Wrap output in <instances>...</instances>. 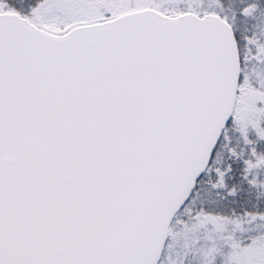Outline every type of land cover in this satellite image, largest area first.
<instances>
[{"label": "snow or ice", "instance_id": "6c2138e0", "mask_svg": "<svg viewBox=\"0 0 264 264\" xmlns=\"http://www.w3.org/2000/svg\"><path fill=\"white\" fill-rule=\"evenodd\" d=\"M0 264H264V0H0Z\"/></svg>", "mask_w": 264, "mask_h": 264}]
</instances>
